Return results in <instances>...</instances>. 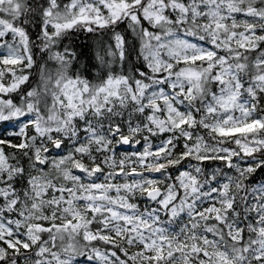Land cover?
Instances as JSON below:
<instances>
[{
    "label": "snow or ice",
    "instance_id": "obj_1",
    "mask_svg": "<svg viewBox=\"0 0 264 264\" xmlns=\"http://www.w3.org/2000/svg\"><path fill=\"white\" fill-rule=\"evenodd\" d=\"M0 264H264V0H0Z\"/></svg>",
    "mask_w": 264,
    "mask_h": 264
}]
</instances>
